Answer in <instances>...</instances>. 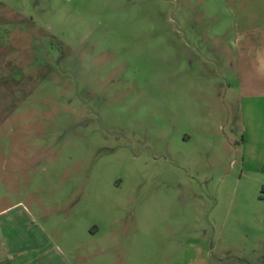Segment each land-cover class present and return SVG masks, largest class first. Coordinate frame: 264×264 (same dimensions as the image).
<instances>
[{
	"label": "rangeland",
	"instance_id": "374dc122",
	"mask_svg": "<svg viewBox=\"0 0 264 264\" xmlns=\"http://www.w3.org/2000/svg\"><path fill=\"white\" fill-rule=\"evenodd\" d=\"M3 206L0 264L34 228L73 264H264V0H0Z\"/></svg>",
	"mask_w": 264,
	"mask_h": 264
},
{
	"label": "crops",
	"instance_id": "0c3cea01",
	"mask_svg": "<svg viewBox=\"0 0 264 264\" xmlns=\"http://www.w3.org/2000/svg\"><path fill=\"white\" fill-rule=\"evenodd\" d=\"M8 209V207H0V215L5 214V211ZM4 229L0 226V235L5 236ZM31 232H34L36 234V237L34 238L33 236L30 237L32 241L27 240L26 243L22 244V240H20V243L17 244V249L15 250L13 245L10 244H4L2 243V252H4L6 255V258H8L9 262L12 261L13 255H15L14 252H21V253H26L27 249L23 248L25 246H30L31 244L33 245L32 248L35 249L38 254L34 256L35 258H38L40 262L39 264H73L69 258V256H66V254L60 252L57 254V252L54 250V247L57 248V245L49 239V236L42 233L39 229H32ZM58 249V248H57ZM48 252V253H47ZM54 252V253H53ZM58 262H57V261ZM12 264V263H10ZM24 264V263H23ZM26 264V262H25ZM29 264V263H27Z\"/></svg>",
	"mask_w": 264,
	"mask_h": 264
}]
</instances>
